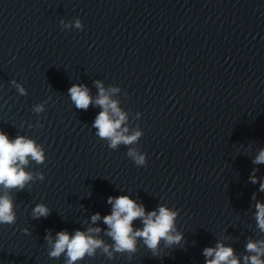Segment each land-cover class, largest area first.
Returning <instances> with one entry per match:
<instances>
[{
  "label": "water",
  "instance_id": "1",
  "mask_svg": "<svg viewBox=\"0 0 264 264\" xmlns=\"http://www.w3.org/2000/svg\"><path fill=\"white\" fill-rule=\"evenodd\" d=\"M96 81L120 89L111 98L142 131L132 147L146 166L96 135ZM74 84L89 89L87 110L71 101ZM0 130L34 139L46 156L26 168L45 179L11 193L17 218L0 225V264H65L49 256V230L55 239L98 227L111 244L91 216L110 214L108 198L120 195L146 212L178 209L183 239L161 240L157 257L138 239L131 259L98 250L78 264H205L217 242L242 257L249 238L264 239L255 219L264 163H253L264 149V0H0ZM41 203L51 214L35 220Z\"/></svg>",
  "mask_w": 264,
  "mask_h": 264
},
{
  "label": "clouds",
  "instance_id": "2",
  "mask_svg": "<svg viewBox=\"0 0 264 264\" xmlns=\"http://www.w3.org/2000/svg\"><path fill=\"white\" fill-rule=\"evenodd\" d=\"M68 27L70 25H65V28ZM75 27L83 30L84 26L79 19H76ZM11 83L20 95H27L26 89L21 84L15 80ZM95 83L99 89L95 104L102 109L92 124V127L96 129V135L108 141V147L112 150H117L120 145L128 147L127 156L134 164L146 166L147 154L132 147L140 140L143 135L142 131L138 128L130 130L128 114L121 109L119 101L111 98L112 94L119 92L120 89L113 87L105 90L100 81ZM68 94L77 109L87 110L92 103L89 89L84 85H72L68 89ZM46 103L45 101L34 105L32 111L37 114L44 112ZM37 126L42 125L37 122ZM45 160L43 147L34 139L23 135H17L13 139L0 130V189L3 190V194H0V225H12L16 222L15 204L11 194L13 190L22 191L34 179L40 181L45 179L43 173L26 171L29 162L44 164ZM253 163H264V149L259 151ZM249 179L252 183L257 182L255 175L250 176ZM260 191L264 192V182L260 183ZM108 203L112 205L111 213L103 217L100 213H96L91 216V221L95 224L103 219V223L108 226L105 235L111 238V244L98 238L101 232L98 227H89L86 231L76 229L73 234L62 230L56 233L55 239L49 230L44 238L50 246L49 256L59 258L63 254L65 264H78L86 257H94L99 250L108 259H112L116 253H126L131 259L132 254L137 252V240L142 239L147 248L151 250L153 257H157L161 240L170 247L179 244L183 239V234L177 232L176 229V220L180 214L178 209L162 204L156 210L146 212L143 204H138L128 195L110 196ZM255 207L256 226L261 233H264V203L257 202ZM50 214V209L43 203L37 204L31 213L35 220L41 217L47 218ZM136 220H140L142 227H134L133 222ZM23 231L29 233L27 228ZM245 251L247 254L240 257L231 246L217 242L215 247L204 248L203 256L205 264H241V260L243 264H264V239L249 238Z\"/></svg>",
  "mask_w": 264,
  "mask_h": 264
}]
</instances>
